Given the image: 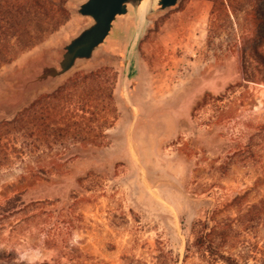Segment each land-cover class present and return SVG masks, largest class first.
I'll list each match as a JSON object with an SVG mask.
<instances>
[{
	"label": "rangeland",
	"instance_id": "1",
	"mask_svg": "<svg viewBox=\"0 0 264 264\" xmlns=\"http://www.w3.org/2000/svg\"><path fill=\"white\" fill-rule=\"evenodd\" d=\"M82 1L69 0V21L0 69V121L101 68L117 119L100 146L0 168V252L13 264H206L187 251L193 224L264 198V76L248 80L241 60L247 5L214 24L212 0H179L150 14L139 38L123 18L93 59L19 101L21 76L39 61L58 67L60 47L91 22L75 11Z\"/></svg>",
	"mask_w": 264,
	"mask_h": 264
},
{
	"label": "trees",
	"instance_id": "2",
	"mask_svg": "<svg viewBox=\"0 0 264 264\" xmlns=\"http://www.w3.org/2000/svg\"><path fill=\"white\" fill-rule=\"evenodd\" d=\"M68 1L0 0V69L68 22ZM212 1L214 24L247 5L251 38L242 47L241 60L248 80L256 81L258 74L264 76V0ZM108 72L101 68L81 79L72 78L65 88L72 90L40 94L11 119L0 121V168L23 164L57 147L103 144L105 132L117 119L114 80ZM244 198L237 196L227 207L241 204ZM222 213L214 211L193 224L195 239L187 251L195 249L206 264H264V198L234 218L221 217ZM12 258L0 252V264H13ZM133 264L144 263L136 260Z\"/></svg>",
	"mask_w": 264,
	"mask_h": 264
},
{
	"label": "water",
	"instance_id": "3",
	"mask_svg": "<svg viewBox=\"0 0 264 264\" xmlns=\"http://www.w3.org/2000/svg\"><path fill=\"white\" fill-rule=\"evenodd\" d=\"M179 0H84L75 11L78 15L89 18L91 22L78 30L61 47V59L58 67L38 62V68L28 76H21V92L18 100L24 99L29 92L50 85L68 74L79 63L94 58L96 51L107 42L116 26L123 18L136 21V37L139 38L149 26L150 14L165 11L177 5Z\"/></svg>",
	"mask_w": 264,
	"mask_h": 264
}]
</instances>
